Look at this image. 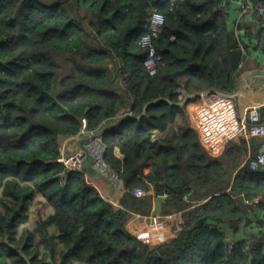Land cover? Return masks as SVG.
<instances>
[{
	"label": "trees",
	"instance_id": "trees-1",
	"mask_svg": "<svg viewBox=\"0 0 264 264\" xmlns=\"http://www.w3.org/2000/svg\"><path fill=\"white\" fill-rule=\"evenodd\" d=\"M219 3L0 0V264H264V166L237 165L232 144L212 155L189 123L171 125L182 90L233 91L260 37L253 21L231 27ZM153 8L164 24L150 74L140 36ZM121 111L102 132L104 162L125 188L115 205L60 157L83 118L97 128ZM156 128L166 135L153 138ZM37 194L51 212L21 228ZM134 214L175 220L150 243L128 227ZM243 224L252 246L239 236L229 251L226 226Z\"/></svg>",
	"mask_w": 264,
	"mask_h": 264
},
{
	"label": "built area",
	"instance_id": "built-area-1",
	"mask_svg": "<svg viewBox=\"0 0 264 264\" xmlns=\"http://www.w3.org/2000/svg\"><path fill=\"white\" fill-rule=\"evenodd\" d=\"M235 2L240 9L241 16L248 14L251 21L261 26L259 45L264 50V0L256 3L252 0H235ZM218 8L227 11V0H220ZM163 24V13L153 8L147 20V28L140 36L141 46L145 50L143 64L150 74L156 72L160 61L154 39L160 33ZM236 95L235 91L220 89H207L199 92L195 100L196 118L194 128L198 133L199 139L206 146H211L213 143H225L238 135L261 137L263 142L259 151L254 156L247 158L249 166L253 169H258L264 166V120L261 119L260 106L247 107L244 113L240 115L237 113L235 106L234 99ZM105 148L106 145L103 142L101 131L89 133L81 147L69 154H61L60 161L64 164L67 171L82 172V163L86 159L87 154H90L92 166L99 170L108 171L113 189L117 191V188L122 189L123 184H121L118 174L104 162ZM84 175L89 182L90 177L86 174ZM133 193L137 196L145 194L140 188H135ZM241 236L246 238V247H251L250 234L244 232ZM237 239L238 237L235 236H227V249L229 251Z\"/></svg>",
	"mask_w": 264,
	"mask_h": 264
},
{
	"label": "crops",
	"instance_id": "crops-1",
	"mask_svg": "<svg viewBox=\"0 0 264 264\" xmlns=\"http://www.w3.org/2000/svg\"><path fill=\"white\" fill-rule=\"evenodd\" d=\"M227 11L230 14L229 25L232 27L235 22L238 20L245 22L249 25L254 24L248 14H243L241 16L240 9L235 2V0H227ZM252 41V40H251ZM249 52L241 64L237 76L235 79V88L233 91L237 93L235 97V106L238 114H243L247 107L253 105L260 106L261 119L264 120V50L260 48L259 37L258 39L253 38V44H249ZM109 65L112 67L113 63L109 62ZM180 104L183 106L181 112H177L174 116V120L171 125L177 127L179 124L184 122L189 123V119L193 118L196 111V93H187L185 91L180 92ZM128 116L126 111H121L117 115L105 118L97 128H89L86 125V119H82L81 129L74 135L66 137L61 143V154H69L83 145V142L87 139L89 133H93L96 129L100 128V131L105 129L112 128L117 124L121 123ZM194 127V125H192ZM95 130V131H94ZM166 135V130L153 129L152 136L153 138L164 137ZM198 135V133H197ZM198 140L204 150L208 153L221 156L226 153L227 147L229 144L233 147L239 149L240 159L238 160L237 165L243 164L247 158L251 155H255L263 142L261 137H247L244 135H238L227 141L225 143H213L211 146H206L202 141ZM114 153L116 156L123 158V154L120 152L118 147L114 148ZM101 178V177H100ZM103 182V183H102ZM100 181V184L106 188L107 193H109V185L103 180ZM118 190H112V197L118 196ZM122 194V193H121ZM120 194V195H121ZM119 195V196H120ZM258 219H264V209H261L257 212ZM166 229V228H165ZM249 227L240 225L237 231L231 230L226 226L225 230L227 236L239 237L243 235L244 232L248 231Z\"/></svg>",
	"mask_w": 264,
	"mask_h": 264
},
{
	"label": "rangeland",
	"instance_id": "rangeland-1",
	"mask_svg": "<svg viewBox=\"0 0 264 264\" xmlns=\"http://www.w3.org/2000/svg\"><path fill=\"white\" fill-rule=\"evenodd\" d=\"M195 118L196 115L194 113V116L189 119V124L195 125ZM101 129H96L95 132H99ZM102 132V131H101ZM98 170V172H97ZM116 172L115 170H113ZM96 173H100L104 176L109 177V173L106 170H99L96 168ZM117 173V172H116ZM118 174V173H117ZM119 176V175H118ZM120 179V177H119ZM100 181L102 182L103 179L99 177V175H93L89 178V182H92L100 191L101 195L110 200L113 204L118 205L119 204V198L122 196L125 188H117L119 190L118 196L112 197V193H107L106 188L100 184ZM103 183V182H102ZM121 184L122 181H121ZM144 191V195L148 194V191L143 187H137ZM122 193V194H121ZM121 194V195H120ZM120 195V196H119ZM141 195V196H144ZM51 212V208L44 202L43 198L37 194L34 199L31 202V206L29 209V217L25 222L20 223V227L22 228L24 225L31 228V224L35 219L38 218H44L47 216L48 213ZM175 219H173V216L168 215H160V214H148V215H132L128 220V227L134 231L136 234H138L140 237H143L144 239L148 240L150 243H155L151 241L153 238L156 242H160L162 239L165 240L168 236V233L171 232V227ZM166 228V229H165Z\"/></svg>",
	"mask_w": 264,
	"mask_h": 264
},
{
	"label": "water",
	"instance_id": "water-1",
	"mask_svg": "<svg viewBox=\"0 0 264 264\" xmlns=\"http://www.w3.org/2000/svg\"><path fill=\"white\" fill-rule=\"evenodd\" d=\"M96 168L92 166V157L90 154H87L86 159L82 163V172L86 174L87 176L91 177L93 175H99L103 180H105L109 185V194H111L113 190V185L109 179V177L104 176L100 173L95 172Z\"/></svg>",
	"mask_w": 264,
	"mask_h": 264
},
{
	"label": "bare ground",
	"instance_id": "bare-ground-1",
	"mask_svg": "<svg viewBox=\"0 0 264 264\" xmlns=\"http://www.w3.org/2000/svg\"><path fill=\"white\" fill-rule=\"evenodd\" d=\"M97 172H98V170H97Z\"/></svg>",
	"mask_w": 264,
	"mask_h": 264
}]
</instances>
